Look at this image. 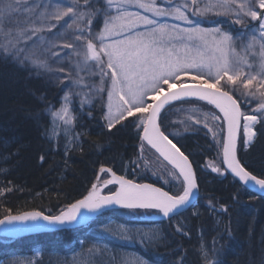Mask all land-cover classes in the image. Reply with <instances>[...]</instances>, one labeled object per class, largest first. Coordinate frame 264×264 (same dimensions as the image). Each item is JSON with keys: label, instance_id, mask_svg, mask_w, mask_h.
I'll return each instance as SVG.
<instances>
[{"label": "snow or ice", "instance_id": "snow-or-ice-1", "mask_svg": "<svg viewBox=\"0 0 264 264\" xmlns=\"http://www.w3.org/2000/svg\"><path fill=\"white\" fill-rule=\"evenodd\" d=\"M26 2L5 0L0 6V60L13 63L37 78L41 73L55 72L56 79L64 84L59 106L48 104L43 109L48 123L42 128V136L54 149L63 147L66 157L72 150L82 151L80 137L87 135V130L75 131L77 115L71 106L72 96L79 97L80 112L99 99L107 131H119L118 125L125 127L124 122L131 120L138 133H142L138 136L137 160L144 161L147 167L145 147L154 149L172 166L169 175L182 188L172 193L153 184L137 183L126 175H118L111 167L101 166L99 173L109 178L101 180L98 175L86 195L60 209L58 214L35 209L13 213L5 207L0 218V230L5 235L90 229L95 223L97 237L90 239L84 233L77 238L76 248L68 250L72 257L88 255L89 264L96 256L112 251L110 246L97 242L100 234L129 242L138 237L137 242L145 251L152 248L154 242L161 240L158 225H122L114 230L107 226L100 228L99 224L108 222L99 218L108 211L125 210L128 215H156L170 220L196 209L199 193L196 172L182 146L174 142L175 135L166 134L162 118V113L166 117L167 109L176 102L195 100L218 110L203 112L196 120L221 150L223 167L211 163L208 167L220 175L232 174L249 190L264 193V176L250 171L238 154L239 149L247 152L255 143L258 125L264 131V0H48L24 9L29 15L23 26L19 21L13 24L11 18L21 12L22 3ZM36 8L41 11L36 12ZM209 15L229 17L230 23L241 29L233 35L219 25L201 26V18ZM169 19L175 23L167 22ZM62 20L64 23L60 24ZM58 26L64 31L55 35L64 39L62 48L71 51L65 52L64 57L59 52H52V56L59 57L58 64L65 58L77 57L71 65L75 76L72 71L66 73L64 67L53 68L37 49L34 37L43 42L44 37L39 34ZM84 72L89 77H98V82L95 79L87 82L81 75ZM73 88L82 91L73 93L70 90ZM86 115L92 117L90 111ZM217 124L219 127H214ZM40 160L43 162L44 157ZM110 185L117 187L105 194L104 189ZM12 190L11 182L6 187L0 186V197ZM208 207L216 210L211 200ZM219 210L227 213L228 207L220 205ZM192 215L199 213L193 211ZM175 227L180 234L189 236L182 222ZM226 232L231 238L230 230ZM215 244L214 239L211 253L201 245L202 264H219L215 257L220 249ZM128 255L121 251L120 264H156L141 254L128 261Z\"/></svg>", "mask_w": 264, "mask_h": 264}, {"label": "trees", "instance_id": "trees-1", "mask_svg": "<svg viewBox=\"0 0 264 264\" xmlns=\"http://www.w3.org/2000/svg\"><path fill=\"white\" fill-rule=\"evenodd\" d=\"M3 2L0 0V4ZM97 7H102V4H97ZM39 35L44 37L43 42L34 39L42 53L41 58L47 59L53 68H59L48 50L51 35ZM74 61L73 57L67 58L61 66L66 73L75 72L71 67ZM84 77L87 82H92L91 77ZM71 90L82 91L77 88ZM64 92V84L56 79L55 72L41 73V77L37 78L13 63L0 60V169L6 170L0 171V186L6 187L11 182L13 189L0 197V218L5 207L11 208L13 213L35 209L45 214H58L60 209L87 194L91 184L96 182L101 166L118 172L128 161L136 169L134 175L137 181L162 185L152 173L157 165L148 163L145 167L144 161L137 160L138 136L141 133L133 122L125 121V127L118 125L119 131H107L99 99L93 100L91 107L85 105L80 112L77 108L79 97L74 95L75 128L78 131L87 130V135L82 136V151L72 150L67 157L62 150L54 152L53 146L42 136V128L48 123L43 109L48 104L59 106ZM182 107L202 112L216 110L204 102L190 100L176 103L167 109L166 117L162 116L167 127L166 134L175 135V142L182 146L197 172L200 198L196 210L199 215H194L191 220V238L175 234L165 223L168 245L154 250L151 259L162 264H202L201 245L211 253L215 239V247L220 249L215 257L219 264H264V197L243 186L231 174L220 175L211 171L208 165L221 161L219 144L202 123L189 121L185 128L176 127L174 113ZM89 111L91 118L86 115ZM257 130L255 143L247 152L239 149V156L250 171L264 176V131L260 126ZM147 150L151 151L145 147L144 154ZM41 156L44 157L43 162ZM173 189L172 186L168 188L174 193ZM209 200L216 206L215 211L208 207ZM220 205H227V213L219 210ZM226 229L230 230L231 238ZM199 232L203 233L202 237ZM72 234L71 231H58L19 238L0 237V263L11 254L32 253L37 244L61 249L73 242Z\"/></svg>", "mask_w": 264, "mask_h": 264}, {"label": "rangeland", "instance_id": "rangeland-1", "mask_svg": "<svg viewBox=\"0 0 264 264\" xmlns=\"http://www.w3.org/2000/svg\"><path fill=\"white\" fill-rule=\"evenodd\" d=\"M5 2V0H4ZM3 2V3H4ZM48 0H27L26 3H22L21 5V12L19 14L14 15L11 19L13 24H15L16 21H19L21 26H23V22L25 21L26 17L29 15L26 11H24L25 8L32 6L33 4H45L47 3ZM55 2V0H54ZM2 3V4H3ZM2 4H0V6H2ZM36 12L41 11V8H36L35 9ZM218 16H212L209 15L207 17L201 18V26L203 27H216L217 25L221 26L225 31H231L233 33V35L236 34V32L240 31L241 26L239 25H234L236 26L237 30L235 31L234 26L231 25L230 23V18L229 17H225L223 16L222 19H216ZM67 19V18H65ZM215 19V21H213ZM167 22L169 23H175V21L169 19ZM53 23H55L53 21ZM64 21H60V24H63ZM58 31H64L63 29L59 28V26L57 28L52 29V33L53 35L51 36V40H50V46H49V52L52 54V52H59L61 57H64V53L68 52L65 51L66 49L62 48V45L64 43V39L59 38L58 36L55 35V33H57ZM70 35L69 33L65 34V38H67V36ZM0 39H2V37H0ZM239 43V42H238ZM52 45H58L57 47H52ZM54 57V63L56 66L61 67L63 66V64L66 62L67 58L63 59V61L61 63H57L56 61L59 59V57ZM73 58L76 60L78 59L77 57ZM72 75H75V72H72ZM81 75L83 76H88L86 72L81 73ZM92 79H97L98 82V77H91ZM71 90V89H70ZM72 92H75L73 90H71ZM72 108L74 111V95L72 96ZM208 111H213L211 109H209ZM206 111V112H208ZM75 112V111H74ZM175 115L177 117V119L174 121V124L176 127H181V128H185V124L189 121L191 122H196V120L198 118L201 117V114L203 113L200 110H186L185 108H180L178 111L175 110ZM214 127L218 128L219 125H214ZM76 132H79L76 130ZM80 140L82 141V137H80ZM83 142V141H82ZM64 140L63 137L61 138V145H63ZM63 149V147H61ZM211 164H215L217 166H221V161L220 160H216L211 162ZM162 170H160L159 167H156L153 170V174L154 175H159L160 176V172ZM163 172V171H162ZM167 173V172H166ZM170 184L172 185L173 183L171 181H169ZM119 215H121V212L118 213ZM122 217L127 220L128 222H118V221H114V220H109L107 221V225L103 224V225H99L100 228H103L105 226L107 227H111L112 229L116 230L118 228V226H122V225H136L139 227H142L144 225H148V224H142L140 225V223L138 222L139 219V215H128L125 213H123ZM191 219V213H188L186 215H183L182 218L180 219H175L174 220V226L177 223H181L184 226V231L189 232L190 230H192V225L190 222ZM135 220V221H133ZM128 223V224H126ZM96 227L97 226H93L91 229H86L85 231L80 230L78 232H75V236L78 237H83L84 233H87L89 238H94L97 237V233H96ZM159 227V231L161 234V240L160 241H156L153 243V247L155 248L158 245H164L167 242V235L165 233V231L163 230V227L158 226ZM176 228V227H175ZM83 231V232H81ZM90 233V235H89ZM80 234V236H78ZM135 235V234H134ZM138 241V237L136 239H133L132 241H125V240H121L118 238H115L111 235H103L100 234L97 238V242L102 243L104 245H108L111 247L112 251L110 253L107 254H102L99 256H96L94 259H92V264H120V260H121V251L127 252L129 255L127 257L128 261H132L135 259V254H141L143 255L145 258L147 257V254L152 250V248H149L148 251H145L144 247L141 246V244ZM76 248V244H72L70 246H67L66 248H50V246L48 245H43V244H39L34 248V251L30 254L27 255H20V254H11L12 257L9 259H7V261L4 264H13V262L15 261H21L24 262V264H26L27 261L32 260L34 261V264H89V260L91 259L88 255H83V257L81 255H77L75 257L71 256V253L68 251L69 249H73ZM55 250V251H54Z\"/></svg>", "mask_w": 264, "mask_h": 264}, {"label": "water", "instance_id": "water-1", "mask_svg": "<svg viewBox=\"0 0 264 264\" xmlns=\"http://www.w3.org/2000/svg\"><path fill=\"white\" fill-rule=\"evenodd\" d=\"M167 162V161H166ZM243 183V182H242ZM155 186V185H154ZM157 187V186H156ZM255 193H257V194H259V195H262V196H264V193H259V192H255ZM198 198H199V193H198ZM196 202V201H195ZM49 230H58V229H49ZM0 236H7V237H10V236H8V235H5V233L2 231V230H0ZM11 236H13V235H11Z\"/></svg>", "mask_w": 264, "mask_h": 264}, {"label": "bare ground", "instance_id": "bare-ground-1", "mask_svg": "<svg viewBox=\"0 0 264 264\" xmlns=\"http://www.w3.org/2000/svg\"><path fill=\"white\" fill-rule=\"evenodd\" d=\"M44 138V137H43ZM45 139V138H44ZM47 140V139H46ZM53 150H54V152H58L59 150H62L63 151V149L62 148H60V149H54L53 148ZM64 152V151H63ZM11 258V257H10Z\"/></svg>", "mask_w": 264, "mask_h": 264}]
</instances>
